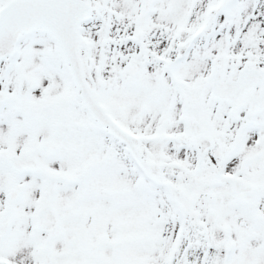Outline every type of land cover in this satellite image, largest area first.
Returning a JSON list of instances; mask_svg holds the SVG:
<instances>
[{"label": "rangeland", "instance_id": "rangeland-1", "mask_svg": "<svg viewBox=\"0 0 264 264\" xmlns=\"http://www.w3.org/2000/svg\"><path fill=\"white\" fill-rule=\"evenodd\" d=\"M88 1L92 3L93 14L90 21L83 24L79 30L82 38L79 57L85 80L94 91L97 102H100L104 108L106 104L121 122H132L136 127L132 132L140 138L143 136L140 135L142 134L140 130H143L142 124L147 122L154 107L157 106L169 110L174 108L177 112L178 106L175 104L184 102L183 105L190 106L192 112L200 110L206 121L212 118L214 124L220 106L212 102L209 97L211 74L220 69L231 75L236 70L232 55L234 51L241 50L238 46H242L243 49L264 47L263 0H251V7L246 4L250 0H240L245 3L242 5L244 7L242 11L246 12L247 9L246 13H250V19L247 20L242 14L239 24H234L229 30L224 27L225 18L227 13H231L230 8L234 0H229L230 6L217 18H214L215 8L221 0H192L191 4L190 0H150L147 14H141L139 0ZM1 2L0 0V7ZM167 14L175 16L177 23L187 22V18L189 23H183L182 27L178 28L176 23L164 20ZM207 14L208 18H206ZM200 23L208 24V28L205 27L207 31L203 35L195 33ZM248 25V29L245 30ZM135 31H140L144 36L146 47L142 51L132 43ZM205 47H208V54L203 52ZM182 50L183 53L190 51L189 54L192 55L190 59L188 55H182ZM57 52L58 47L51 38L36 32L21 38L16 56L12 60L0 62V93L6 96V101L0 103V217L4 212L5 196L10 188H16L22 193L21 199L14 208L19 216L26 212L32 214L33 212L30 213L28 209L30 196H35L37 211L41 205L50 202L47 196L55 195V193L49 194V180L44 171L56 175L64 174L72 168L70 165L72 160L85 161L89 154L96 155V166L90 170V174L99 176L98 186L105 190L102 193L106 195L98 191L97 195L100 194V199H96L98 209L95 214H92L95 210L92 207L93 204L95 205L92 200L95 198L88 195L87 198L83 195L73 202L71 211L92 209L91 215L85 218L88 221L95 220L98 213L102 212L103 215L95 221L108 223L106 229H110L113 225L117 232L123 231V236L131 240L130 250L133 256H135L133 251L136 252L140 248L137 242L144 234L141 247L147 248L149 254L146 258L147 264H208V248L211 249V245H216L218 240L229 235L226 228L223 230L221 228L226 224L222 219L220 208L215 205L217 202L218 204L222 202L224 196L211 192L208 184H198L193 181L196 152L188 138H182V142L186 143L181 148L173 146L168 139L163 142L159 140V148L149 142L139 143V152L150 163L153 173L157 176V186H152L154 190L148 188L143 192L132 189L133 184L137 186L140 181L131 177L132 170L125 163L130 161L128 162L122 147L104 139L103 150L93 154L94 144L85 141L83 135L85 126H82L76 117L72 118L73 124L78 125L79 129L74 148L71 146L53 154L40 150L41 142L51 138L52 131L53 133L57 131L61 120L52 111L50 119H41L37 129H34L33 115H36L35 118H41V110L49 105L62 104L61 109H66L68 108L66 104H69L67 101L72 100L67 71ZM178 53L182 56L178 58L180 62H176L171 76H162L168 84L158 76L152 78L153 68L158 70L161 61L165 59L173 63ZM207 55V61L210 60L214 64L210 69L209 63L207 66ZM127 66L137 67L138 75L135 78L137 82L120 81L128 77L124 72ZM207 75L208 95L206 87L202 85ZM181 79L186 80L190 85L193 84L194 87L186 88L190 85H183L180 87L183 90L180 89L179 83L183 81ZM172 80H176L173 85ZM156 81L168 93L166 97L164 96L165 101L155 105L156 102L150 100L149 94L157 87ZM113 84L117 85L110 87ZM104 86L109 88L102 96L98 93L97 87L102 89ZM179 89L180 93L177 92ZM13 102L16 104H12ZM77 108L75 106V111ZM184 120L185 118H182V121ZM20 124L24 126L17 129ZM28 149H34L35 156L42 165V171L30 176L17 175L6 166V160L9 156ZM72 156L75 158L70 161L69 158ZM206 159L208 161V157ZM121 160L124 162L123 166L115 163ZM164 184L167 188L163 186ZM187 187H191L193 193L185 194ZM113 188L115 191H112L111 196H107ZM181 197L185 199L191 210V216L182 211ZM62 210L67 214L65 205H62ZM194 220L196 226L192 224ZM234 220L235 223L236 219ZM28 222L29 218L22 216L12 233L6 231L0 234V264L3 262L89 264L91 262V259L81 261L82 257L67 255L68 248L66 249L65 244L60 243L55 248L53 245L47 247L42 235L31 228ZM208 222H212L211 227H215L213 235L208 231ZM141 225L145 227L143 233ZM172 239L175 241L173 246L170 245ZM105 244L106 248L100 256L99 264H111L108 262L112 259L110 251L112 252L113 242L111 243L110 240ZM244 248V241L238 240L230 262L229 253L225 252L226 264H246L244 255L240 254ZM75 249L79 247L76 246ZM126 254V251L122 252L120 259L116 261L117 264H125ZM138 256L141 258V253H138Z\"/></svg>", "mask_w": 264, "mask_h": 264}, {"label": "flooded vegetation", "instance_id": "flooded-vegetation-1", "mask_svg": "<svg viewBox=\"0 0 264 264\" xmlns=\"http://www.w3.org/2000/svg\"><path fill=\"white\" fill-rule=\"evenodd\" d=\"M230 1L225 0V8L228 9ZM234 1L230 8L231 13H227L225 18L224 27L228 30L232 29L234 24H239L242 14L246 16L247 20L251 16L250 13H246L247 9L246 12L242 11L244 2ZM252 1L250 0L246 4L251 7ZM207 26L208 24L205 27ZM248 27L249 25L244 29L246 30ZM203 31L206 32V28ZM238 48L241 50L231 54L236 70L231 75L223 71V77L226 82L235 81L239 76L241 80L232 87L227 84L224 86V99L221 102L212 99L216 105L220 106V111L216 112L218 114L215 116L214 124H212V118H208V123L204 124L194 116L187 117V123L180 126L179 120L176 123L174 116L173 122H168L169 125L164 126L165 109L159 106L154 107L150 119L148 118L147 122L142 124L148 133L154 129L159 130L157 132L159 136L150 141L152 144H159L157 140L163 142L168 139V142L177 148L185 145L186 142H182V138L192 141L196 136L208 137V142L210 141L208 166L213 168L217 179L213 183H208V188L211 192L224 196L222 202L219 204L217 202L215 205L220 208L222 219L226 224L221 228L222 230L226 228V232L230 236L218 240L216 245H211V249L208 248V264H226L224 256L227 251L230 262L232 251L240 239L245 243V248L240 254L244 255L246 264H264V47L243 49L242 46H238ZM135 68L137 67L135 66ZM160 73V69L153 68L152 78ZM125 81L129 83L128 79ZM156 86L155 90H159L158 82ZM204 86L208 95V79ZM152 89L150 88V90ZM156 96L159 94L156 93ZM151 100L155 101L158 98L152 97ZM84 113L85 111H79L76 115L72 114L71 116H76L79 122H82L85 117ZM167 116L171 119L170 115ZM126 124L131 126V122H126ZM72 128L51 134L50 141L58 144L62 149L74 147L73 145L77 143L78 139ZM182 133L185 135L182 136ZM99 150L100 148L94 149L92 152L95 154ZM88 156L90 157L91 154ZM73 158L75 156L70 157L69 160L71 161ZM94 158L96 159V155ZM83 164L84 160L77 159L75 161L74 159L70 164L72 167L70 171L56 175L55 179L49 180V194L55 193V195L47 196V198L55 209L58 225L54 231L49 233L39 232L44 237L47 247L53 245L55 248L60 243L65 244L66 249L73 251L77 257L85 256L84 246L86 245L98 248V253L99 245L104 238L109 241L120 238L115 235L116 232L113 233V230L106 229L108 223L86 220L88 212L86 214L84 210L71 211V204L81 198L85 192L92 193L95 200H99L98 191L105 192L104 189H100V185L98 186L99 176H92L88 172L90 169L83 170ZM33 174L24 173L23 175ZM45 174L47 175V172ZM70 175L72 177H69ZM236 181L243 183L238 192L234 187ZM113 189L115 191V188ZM111 193L110 189L109 194L111 195ZM19 200L13 204L5 203L4 212L0 217V234L6 231L12 233L22 216L28 217L29 226L37 231L35 196H30L28 201V209L30 213L33 212L32 214L26 212L19 216L17 210L14 209ZM62 205H65L67 214L63 212ZM234 219H236L235 223ZM211 225L212 222H208V231L213 235L215 227H211ZM119 235H123L122 231L119 232ZM116 245L119 259L123 251L127 252L125 264H145L143 258L146 254L143 251L140 252L142 256L140 259L136 253V259L132 260L127 242H118ZM76 246L79 249H75ZM214 251H216L215 255ZM211 254L215 257L213 258Z\"/></svg>", "mask_w": 264, "mask_h": 264}, {"label": "water", "instance_id": "water-1", "mask_svg": "<svg viewBox=\"0 0 264 264\" xmlns=\"http://www.w3.org/2000/svg\"><path fill=\"white\" fill-rule=\"evenodd\" d=\"M143 1L146 6L147 0ZM89 15V4L81 0L12 1L0 15V60L14 55L17 41L21 35L32 33L37 29H41L43 32L50 34L60 46L63 61L66 65H69L72 82L76 86V89L81 92L80 99L82 105L87 109L88 114L103 127L107 126L109 131L121 137L109 125L105 115L94 103L83 79L82 66L77 54L80 44L77 30L82 22L88 20ZM219 76L220 74L215 77L217 82H219L217 80ZM217 90L220 92L218 88ZM215 95L219 97L220 93H215ZM0 99L2 100L3 98L1 97ZM51 147L52 144L49 143L43 145V149L45 150H50ZM205 150H201V157ZM132 152H134V158L140 162L142 169L149 174L148 166L141 162L134 149H132ZM29 154L27 153L26 155L10 159V165L18 172L39 169L38 164L35 160L31 159ZM194 178L197 181L210 180L208 178V170L203 168L201 158ZM18 195L17 191H11L9 198L11 201H14L18 198ZM51 212L47 208L40 211L38 215L39 229L45 230L51 228L52 223L56 222L55 215Z\"/></svg>", "mask_w": 264, "mask_h": 264}]
</instances>
